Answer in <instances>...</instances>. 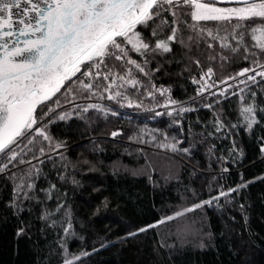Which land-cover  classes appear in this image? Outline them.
Instances as JSON below:
<instances>
[{
    "label": "trees",
    "instance_id": "trees-1",
    "mask_svg": "<svg viewBox=\"0 0 264 264\" xmlns=\"http://www.w3.org/2000/svg\"><path fill=\"white\" fill-rule=\"evenodd\" d=\"M137 31L151 35L142 26ZM181 35L187 47L172 43L169 53L129 51V58L143 71L127 60H112L107 67L101 65L99 77L77 73L72 78L91 83V90L77 82L72 91L62 88L45 102L55 109L45 117L50 139L33 132L28 138L33 143L24 140L16 147L24 160L35 159L19 165V169L39 170L33 176L35 198H22L16 202L18 207H10L13 182L10 173L0 174V264H63L65 250L68 258L89 253L75 264H264V154L260 150L264 113L257 110L260 123L249 132L238 97L230 95L244 85L230 88L225 94L229 98L222 99L195 97L196 85L191 82L208 67L215 72L212 80L218 82L251 65L210 38H198L191 31ZM246 39L252 51H259L253 47L256 41ZM209 42L212 49L207 47ZM229 42L235 46V41L229 38ZM210 53L215 60L208 58ZM220 55L229 59L223 61ZM260 58L264 62V54ZM130 81L137 83L133 86ZM168 88L166 96L177 101L173 108L183 105L196 111L157 115L173 109L160 106L166 96L157 89ZM262 89L264 81L252 85L243 104L249 105L255 92L257 109L264 108ZM217 99L221 103L212 109L204 106ZM65 114L66 119H59ZM217 117L230 131L228 138L215 132ZM171 144L176 151L164 146ZM54 150L59 153L51 154ZM9 168L19 174L16 167ZM242 180L250 183L240 191L159 223L179 208L210 200ZM20 228L24 234L17 236ZM141 228L147 230L139 232ZM132 232L137 234L130 236Z\"/></svg>",
    "mask_w": 264,
    "mask_h": 264
},
{
    "label": "snow or ice",
    "instance_id": "snow-or-ice-1",
    "mask_svg": "<svg viewBox=\"0 0 264 264\" xmlns=\"http://www.w3.org/2000/svg\"><path fill=\"white\" fill-rule=\"evenodd\" d=\"M219 2L220 0H0V174L10 173L8 179L13 182V195L9 206L18 207L16 202L22 198H35L36 184L33 176L37 175L39 170L35 169V166L27 170L19 169V165L31 164V161L24 160L21 152L16 151L14 146H18L21 139L28 140L29 144L33 143V140L28 139L33 132L44 140L50 139L45 131L49 122L45 117L50 116L55 109L45 102L52 100L62 88L66 92L72 91L77 82L80 88L91 90V83H84L79 77L77 80L72 78L76 77L77 73L86 77H99L101 65L107 67L106 62L112 60H127V63L143 71L140 64L129 58V51L144 55L157 50L169 53L172 51V43L187 47L181 33L191 31L195 32L198 38H210L211 41L218 42L221 49L249 61L251 66L218 82L212 80L215 75L212 67H208L207 71L201 69L200 79L193 77L191 82L199 85L196 96H204L207 92L208 96L222 99L229 98L225 94L229 93L230 88L244 85L230 95L238 97L242 122L246 124V130L251 132L253 126L260 123L256 118L257 110L264 113V108L257 109L255 92H251L250 104H243L249 97L251 86L264 81V62L260 58L264 54V0H228L235 5L229 7L217 6ZM165 14L171 16V22ZM201 22L216 24L208 27L207 23ZM138 26L150 29L151 35L142 36L141 32L137 31ZM161 34H164L163 38H160ZM13 37L9 46L7 38ZM229 38L236 42L235 46L229 42ZM246 38L256 41L253 47L259 51H252ZM188 39L193 37L188 36ZM127 45H131V49H128ZM207 47L212 49L213 44L209 42ZM208 58L215 60L216 56L210 53ZM220 59L226 61L229 57L220 55ZM196 64L199 66L200 61L197 60ZM220 67L223 68L224 65L221 64ZM92 69H96L95 73ZM240 77L244 79H239ZM257 77L260 78L259 81ZM103 78L107 80L109 76L105 75ZM230 80L235 83L230 85ZM130 83L135 86L137 82ZM220 85L225 87L220 88ZM213 88L218 91H212ZM157 91L166 96L168 90ZM116 95L120 93L117 92ZM148 95L154 94L149 92ZM108 98L115 99V96ZM192 101L195 102V97ZM54 103L58 105L59 100ZM219 103L221 99L204 106L212 109L214 104ZM176 104L177 101L166 96V102L160 106L168 109L170 105ZM129 106H132L131 102ZM189 111L196 109L180 105L178 110L173 108L157 115L171 116L175 113L180 116ZM66 118L67 114L59 116L61 120ZM213 127L216 133H223L224 138L230 135L227 126L218 117ZM232 127L235 128L236 125ZM117 134L113 133V136ZM260 139V150L264 154V137ZM164 146L176 151L175 144ZM233 151H236L235 142ZM239 155L242 157V151ZM9 165L16 167L19 174L11 172ZM224 171H227V168ZM247 183L250 182L242 180L237 187L230 188L227 192L220 191L218 196L178 211L175 216L166 217L159 223L176 219L205 204L210 205L221 196H228L247 187ZM43 218L47 219V214ZM146 230L147 228H141L138 231ZM67 231L68 229H65V232ZM16 234L21 236L24 229H18ZM136 234L129 233L130 236ZM88 254L85 252L80 256L73 255L68 258L65 250L63 264H75L81 256Z\"/></svg>",
    "mask_w": 264,
    "mask_h": 264
},
{
    "label": "rangeland",
    "instance_id": "rangeland-1",
    "mask_svg": "<svg viewBox=\"0 0 264 264\" xmlns=\"http://www.w3.org/2000/svg\"><path fill=\"white\" fill-rule=\"evenodd\" d=\"M217 6H220V7H229V6H235L234 4H227V5H221V4H217ZM174 107V105H170L169 106V108H173ZM168 108V109H169ZM25 139H21L20 140V144H21V142L22 141H24ZM19 145V144H18ZM14 147H17V146H14ZM52 153L51 154H58L59 153V151H56V150H54V151H51ZM50 155V154H49ZM35 160V159H34ZM34 160H31V163L34 161ZM23 165H27V164H23ZM180 210H178V211H183L184 210V207L183 208H179ZM177 211V212H178ZM176 214H173L172 216H175ZM182 218H180V220H181ZM177 220H179V219H177Z\"/></svg>",
    "mask_w": 264,
    "mask_h": 264
},
{
    "label": "built area",
    "instance_id": "built-area-1",
    "mask_svg": "<svg viewBox=\"0 0 264 264\" xmlns=\"http://www.w3.org/2000/svg\"><path fill=\"white\" fill-rule=\"evenodd\" d=\"M239 79H244L243 77H240ZM199 80V79H198ZM235 82L234 81H229V84L231 85V84H234ZM198 87H199V85H196V89H195V97H201V96H196V92H197V89H198ZM220 88H223V87H225V85H220L219 86ZM168 91L170 90L169 88L167 89ZM168 91H167V93H168ZM212 91H218V89H216V88H213L212 89ZM166 93V94H167ZM205 95H208V93L206 92L205 94H204V96Z\"/></svg>",
    "mask_w": 264,
    "mask_h": 264
},
{
    "label": "water",
    "instance_id": "water-1",
    "mask_svg": "<svg viewBox=\"0 0 264 264\" xmlns=\"http://www.w3.org/2000/svg\"><path fill=\"white\" fill-rule=\"evenodd\" d=\"M218 4H233V3H229L228 0H220V2ZM7 39H8V42H9V46H11V40H13L14 37L13 38H7Z\"/></svg>",
    "mask_w": 264,
    "mask_h": 264
}]
</instances>
